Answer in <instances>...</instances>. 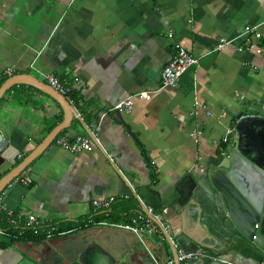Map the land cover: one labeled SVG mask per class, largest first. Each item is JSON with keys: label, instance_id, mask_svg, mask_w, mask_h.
<instances>
[{"label": "crops", "instance_id": "0c3cea01", "mask_svg": "<svg viewBox=\"0 0 264 264\" xmlns=\"http://www.w3.org/2000/svg\"><path fill=\"white\" fill-rule=\"evenodd\" d=\"M245 25L264 36V0H0V86L18 74L47 83L43 75L54 73L70 85L77 111L23 169L32 182H11L0 193V240L9 242V227L18 231L0 248V264L173 260L162 232L145 238L144 246L132 232L100 223L128 222L143 206L160 216L169 235L184 232L210 250L204 241H216L218 232L194 207L175 208L174 188L188 170L226 156L236 131L227 143L221 139L239 116H264V51L214 50L220 37L243 43L238 35ZM176 44L198 63L176 85L162 87L160 73ZM128 96L131 112H121L127 129L110 108ZM195 102L211 115L200 107L194 112ZM63 119L61 106L31 84L6 89L0 135L18 154L14 164L0 156V176ZM197 129L202 134L195 141ZM90 133L99 144L89 151L73 153L55 142ZM107 196L115 197L110 210L94 212L91 201ZM4 212H11L9 220ZM16 214L50 220L66 233L34 238L14 227Z\"/></svg>", "mask_w": 264, "mask_h": 264}, {"label": "water", "instance_id": "95a60500", "mask_svg": "<svg viewBox=\"0 0 264 264\" xmlns=\"http://www.w3.org/2000/svg\"><path fill=\"white\" fill-rule=\"evenodd\" d=\"M19 83L31 84L51 96L61 106L64 119L21 162L0 176V193L77 114L61 93L27 74L7 78L0 86V96ZM113 117L128 129L121 111L113 110ZM234 130L237 140L235 145L227 146L225 157L216 156L213 161H205L199 169L188 170L174 188L179 195L174 207L187 204L194 207L201 221L218 232L216 241H204L210 250L184 232L169 235L162 221L147 212L146 206L142 208L165 235L174 264H181L177 259L180 249L186 253L205 254L192 257L190 264H264V116H239ZM7 144L0 135V156L14 164L18 151ZM20 264L36 263L24 259Z\"/></svg>", "mask_w": 264, "mask_h": 264}, {"label": "built area", "instance_id": "2783aa9c", "mask_svg": "<svg viewBox=\"0 0 264 264\" xmlns=\"http://www.w3.org/2000/svg\"><path fill=\"white\" fill-rule=\"evenodd\" d=\"M171 34V31L169 32ZM245 37L243 43H236L234 38L220 37L214 47V50L220 51L226 47H233L238 52H249L253 54H261L264 51V36L258 30L256 25H245L242 32L238 35ZM198 63V58L191 54L189 50L181 44H176L174 47V53L172 54L170 60L163 66L160 79L161 86H174L177 80L190 68H193ZM6 73L10 74L11 69L8 68ZM48 85L54 88L57 92L61 93L70 103L71 99V87L66 81H62V78L54 73H49L43 75ZM148 96L147 94L145 95ZM132 96H128L120 101H118L111 110H119L121 112L129 113L132 109ZM194 112H196V107L205 109L206 115H211L210 111L206 109V106L201 102L194 103ZM221 116V115H220ZM242 117V116H241ZM233 128H228L221 139L223 143H227L230 134L233 132ZM202 134V130L197 129L192 133L194 140L197 141ZM56 144L63 145L67 147L71 152L76 153L80 151H89L94 146V143L99 144L97 136L93 133L90 135L79 134L74 138L69 139L65 136H60L55 139ZM12 182L20 183L22 185H29L32 182V178L27 172L23 170L18 176H16ZM114 196H107L104 198H94L91 203L94 212H108L111 205L114 203ZM147 208V207H146ZM0 211H3L1 200H0ZM147 212L152 214V210L147 208ZM8 214L7 219L9 220L12 216L11 212H4ZM155 218L160 220V216L153 214ZM14 227L20 228L22 230H30L34 235H41L45 238H51L56 235H61L66 233V231H61L57 227L55 222L45 219H39L35 215L26 214H16V219L12 221ZM101 224H111L117 228H121L135 234L139 241L144 245V239L150 238L151 236L158 235L162 236L161 231L158 226L150 219L145 213L139 212L136 216L131 217L128 222H106L102 221ZM16 225V226H15ZM0 233L2 230L0 229ZM145 246V245H144ZM204 256V253L198 252H184L181 249L177 252V259L181 264H190V259L195 256ZM212 259H217L216 257H211ZM156 262V261H155ZM156 264H173V260H168L164 263L156 262ZM227 264H235L234 262H227Z\"/></svg>", "mask_w": 264, "mask_h": 264}, {"label": "trees", "instance_id": "16d2710c", "mask_svg": "<svg viewBox=\"0 0 264 264\" xmlns=\"http://www.w3.org/2000/svg\"><path fill=\"white\" fill-rule=\"evenodd\" d=\"M108 220H114L113 217H109ZM61 231H64V230H61ZM7 234H8V239H9V242L7 243V241H3V240H0V248H5L7 247L14 239H16L18 236L16 235L18 233L17 230H15L14 228L12 227H9L7 228L6 230ZM28 234H31L32 237H42V236H36L34 235L32 232H28V230L26 231ZM21 236V235H20Z\"/></svg>", "mask_w": 264, "mask_h": 264}]
</instances>
